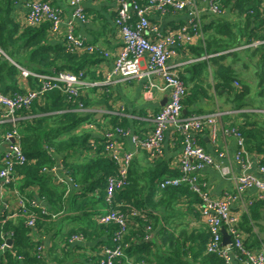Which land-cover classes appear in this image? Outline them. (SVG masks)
Here are the masks:
<instances>
[{"label": "trees", "instance_id": "trees-1", "mask_svg": "<svg viewBox=\"0 0 264 264\" xmlns=\"http://www.w3.org/2000/svg\"><path fill=\"white\" fill-rule=\"evenodd\" d=\"M138 1L146 3V0ZM220 1L222 10L232 5L245 15L249 24L255 22L247 40H238L236 34L232 33L233 24L222 13L202 21V33L196 44H181L178 50L187 45L197 56L212 55L209 60L214 67L216 89L226 101L232 103V109L243 110L233 116L231 121L227 119L230 123L225 127L239 129L245 136L247 149L257 153L259 161L264 163V112L246 111L264 109V98L261 99L264 93L258 94L257 102L250 96L246 81H241V86L235 87L236 70L225 61L230 49L264 39V19L257 20L260 11L255 5L261 0ZM6 10H0V46L16 63L40 73L55 71L81 74V78L86 81L103 78L102 74L91 69L98 62L96 53L72 51L66 42L52 45L48 43L49 33L52 32L48 22L37 26L23 25L15 22L10 11ZM207 61L201 60L192 67L205 66ZM180 76L186 86L183 100L186 115L199 112L190 109V106L198 100L204 87L200 81L190 83L184 71ZM22 79V71L9 58L2 56L1 91L10 96L25 92L27 88ZM26 82L32 89L41 86V81L32 76ZM108 88L86 87L78 95H69L58 89L49 90L28 108L19 111L22 118L16 125L0 123V137L14 129L19 131V143L27 156L26 162L15 166V179L6 185V191L10 192L12 201L17 200L14 194L16 190L28 199L25 207H0V264H61L64 260L54 248L44 245V238L59 234L58 230L54 232L57 226L55 217L61 211H75L71 217L78 221L61 234L64 249L74 243L72 239L75 236H81L85 242L100 249L102 245L112 243L110 239L117 226L101 223L99 217L105 211L92 208L109 206L107 181L109 176L117 174L118 165L106 150L104 134L95 137L91 131L80 130L86 122L93 123L95 129L102 126L103 117L96 118L85 109L106 100L110 94ZM80 104L83 109L79 108ZM127 126V118L114 116L105 132L117 127L128 131ZM175 134L174 141L182 147V137ZM60 153L64 156L63 173L77 187L76 192H72L69 197L65 195L67 179L57 182L52 171L56 155ZM151 159L149 164L141 166L133 158L127 184L114 194L113 208L128 215L129 230L124 237L128 247L125 254L133 253L136 261L145 264H226L218 253L208 251V226L196 234L191 227L187 230L185 223L166 225L169 216L176 213L178 201L186 199L189 211L196 216H202V201L188 184L160 188L159 181L168 174L180 175V168L172 169L170 161L162 155ZM32 201L37 202V205L32 206ZM133 212L136 215L131 216ZM31 217L35 220L34 226L28 225ZM178 225L184 227L182 233ZM238 227L243 233V244L247 249L264 248L263 200L256 199L241 213ZM152 230H156L158 241L151 239L149 232ZM9 239L12 243L3 248L2 245L7 244ZM39 246L42 250H38ZM98 257L99 254L87 258L89 260L81 264H88Z\"/></svg>", "mask_w": 264, "mask_h": 264}, {"label": "built area", "instance_id": "built-area-1", "mask_svg": "<svg viewBox=\"0 0 264 264\" xmlns=\"http://www.w3.org/2000/svg\"><path fill=\"white\" fill-rule=\"evenodd\" d=\"M87 1L89 0H70L72 19L67 22L66 43L72 51L94 52L93 47L85 44L84 40L76 36L73 31L75 20L87 19L82 8ZM205 1L211 14L218 15L223 12L220 0ZM115 2L117 6L115 21L122 35L123 45L115 58L113 68L101 80L86 81L81 78V74L55 71L40 73L26 69L11 60L0 46V59L2 56L9 58L22 71L24 85L27 88L25 92L12 96L4 94L0 89V123L10 122L16 125L22 118L19 111L28 108L34 100L49 90L58 89L69 95H78L81 89L86 87L110 86L134 78H145L148 87L162 89L168 96L162 109L153 118V129L143 138L133 137L135 146L146 150L151 158H157L164 153L166 134L170 128L183 140L179 158L180 175H165L159 181L160 188L188 184L200 196L201 214L210 232L207 243L209 252L218 253L226 264H235V262L264 264V248L251 250L244 246L243 233L238 227V216L233 212L234 203L250 190L256 191L257 199L264 201V163L258 159L257 172L250 170L249 150L243 133L233 127L219 128V120L223 114H234L239 110L216 111L211 114L183 113L186 86L176 70L177 65L170 63L181 44L194 43L202 33V22L195 9L196 0H146L145 4H141L138 0H115ZM27 6L28 12L24 20L26 25L37 26L48 22L51 33L61 31L64 23L62 9L42 0H32ZM169 9L175 12L188 10L189 19L187 24L179 29L163 33L151 23L150 14ZM147 31L153 32L155 36L150 37ZM253 43L258 44L260 40ZM29 76L41 81L40 88L28 87L26 79ZM155 78L161 80L162 86L154 81ZM79 108L83 109L81 104ZM99 112V114L105 113L102 110ZM89 125L93 127L92 124ZM207 127L213 142H217L220 131L235 138L236 150L232 156L226 151H219L215 158L199 144L197 134ZM126 135L128 131L119 127L104 133L106 150L117 163L118 171L117 174L108 177L106 188L109 207L100 215L99 221L103 224L113 223L117 227L110 239L112 243L102 245L99 257L88 264H122V260L126 257L125 250L128 244L124 243V237L129 230L128 215L113 208L115 191L127 184L129 167L134 158V152L125 150L118 139ZM20 136L17 129L3 136L8 142V151L0 164L2 197L5 196L6 185L15 179V166L27 161V156L19 143ZM11 138L15 141L11 142ZM225 160H228V163H225ZM234 163L239 168L237 174L233 167ZM209 166L218 169L223 176L233 178L235 191L225 192L222 198L214 197L207 184L200 180V173ZM54 170L55 168H52L53 172ZM14 194L17 197V206L25 207L28 199L17 190ZM30 204L37 205V202L32 201ZM4 207L12 206L6 200ZM134 215L136 212L131 213V216ZM28 225H35L33 217L28 221ZM223 228L231 237V242L227 245H223ZM82 239L81 236H75L72 240ZM6 246H8L6 243L2 245L3 248ZM38 250H42V247L39 246Z\"/></svg>", "mask_w": 264, "mask_h": 264}, {"label": "crops", "instance_id": "crops-1", "mask_svg": "<svg viewBox=\"0 0 264 264\" xmlns=\"http://www.w3.org/2000/svg\"><path fill=\"white\" fill-rule=\"evenodd\" d=\"M32 0H0V10L7 11L8 9L13 16L15 22L26 25L24 23L25 17L28 12V2ZM51 3L53 6L62 9L64 15V23L62 29L58 33H49L48 43L56 45L59 43L66 42L67 34V22L72 19V8L70 6V0H42ZM257 11H260V17L257 20L264 19V0L257 1L255 3ZM87 19L85 21L75 20L74 21V34L82 38L85 44L93 47L96 53L98 62L91 66V69L97 73L102 74L103 78L107 72L111 71L114 66L115 58L118 56L121 47L123 45V38L120 33L119 26L117 25L116 19V2L115 0H89L82 6ZM194 9V8H193ZM196 11L202 21H206L208 17H213L208 10L207 3L205 0H196ZM223 13V14H222ZM222 16H225L232 24V33L236 34L238 40L245 42L247 40L248 33L252 32L255 26L247 22L244 14L233 7H225L222 12ZM219 15V14H218ZM151 23L156 25L161 32L177 30L180 27L187 24L189 19L188 10L175 12L173 10H166L164 12H153L150 14ZM210 19V18H209ZM257 22V21H256ZM150 37H154V33L147 31ZM195 40L194 43L198 41ZM187 45L182 46L175 56L170 60L171 64H175L178 73L183 71L186 73V77L190 83L196 81L201 82V86L204 87L200 97L190 107L192 110H199V114H211L216 111H231L232 103L226 101L225 98L219 93L215 86V80L213 77L214 67L209 60L211 55L197 56ZM229 57L225 60L227 64L231 65L236 72H245L249 74L250 80H246L250 87V93L252 94H263L264 93V39H260V43L254 44L253 42L245 43L239 47L230 49ZM10 58V57H9ZM13 60L12 58H10ZM207 59V65L200 67H192L193 64L201 62V60ZM14 61V60H13ZM15 62V61H14ZM18 64V63H17ZM21 66V65H20ZM24 67V66H22ZM25 68V67H24ZM27 69V68H26ZM23 80V79H22ZM101 80V79H99ZM95 81V80H92ZM154 81L162 86V82L159 78H155ZM147 80L145 78H134L126 80L119 84L110 85L108 88L109 97L103 100L101 103H97L89 106L85 110H88L94 114L96 118H102V126L95 129V126L91 122L84 123L80 130H87L93 132L95 137L103 135L107 130L111 118L114 116L124 117L128 120V135L119 137L118 139L122 142L125 150L133 151L134 158L140 163L141 166H145L152 161L147 151L135 146L133 137L143 138L153 129V118L157 112H159L167 100V92L159 88H151L147 86ZM25 80H23V85ZM25 86V85H24ZM94 88V87H92ZM88 91V90H87ZM90 91V90H89ZM100 91V90H98ZM264 96V95H263ZM262 97L261 99H263ZM100 110L105 112L99 114ZM186 110V108H184ZM183 110V113H184ZM97 111V112H96ZM243 111V110H239ZM246 111H261L264 109H246ZM187 114V110L184 113ZM234 114H223L219 120V128H226L225 125L229 124L228 120H232ZM106 115L107 117H104ZM89 124H92L91 127ZM95 129V130H94ZM175 132L170 128L166 134L164 153L162 157L170 161L171 168L179 167V158L182 148L176 144ZM199 144L203 146L209 153L217 158L219 151H226L231 156L236 150V141L233 136L219 133L217 142H213L209 128H205L199 135H197ZM8 151V142L4 138L0 137V164L4 154ZM249 160L251 162V169L253 172H257L258 166V154L249 151ZM63 154L56 155V163L53 166L55 168V179L57 182L64 181L66 175L63 173ZM228 163V160H225ZM235 174L239 172V168L234 163L233 165ZM67 179V178H66ZM200 180L207 184L210 188L211 193L214 197L222 198L225 192L235 191V181L229 176H223L218 169L213 166L206 167L200 173ZM68 183L66 196L72 195V192H76V188L72 181L66 180ZM7 190V189H6ZM5 190V197L0 194V207L4 206L6 200L8 203L15 207L17 200L12 201L9 191ZM10 197V199H9ZM7 198V199H6ZM6 199V200H5ZM159 198H157L158 200ZM257 199V192L250 190L239 198L233 206V212L238 217L241 213L248 208L249 205ZM176 213L169 216L168 223H185V228L190 230V227L196 231H202L206 226L204 218L199 215H194L188 209L187 200H180L177 203ZM92 208L106 211L108 207L103 206L101 208ZM198 207V205H196ZM75 211L67 210L61 211L55 217L56 228L54 232L59 231V234L54 233L44 238V245L47 247H53L58 253L60 258L64 261L61 264H81L82 261L89 260L93 256L98 255L100 248L96 245L87 243L85 240H75L73 244L64 249V244L61 242V234L68 231L78 221L72 218ZM163 215V212L161 216ZM167 216V213H166ZM83 218V217H82ZM83 222V220H81ZM179 226V225H178ZM180 233L184 227L181 225L178 228ZM152 240L158 241L156 230L149 232ZM156 250V249H153ZM89 258V259H87ZM122 264H145L143 261H136L133 253H127L123 259ZM201 264V263H197ZM203 264V263H202ZM235 264H241L235 262Z\"/></svg>", "mask_w": 264, "mask_h": 264}, {"label": "rangeland", "instance_id": "rangeland-1", "mask_svg": "<svg viewBox=\"0 0 264 264\" xmlns=\"http://www.w3.org/2000/svg\"><path fill=\"white\" fill-rule=\"evenodd\" d=\"M236 75H237V79L235 80V82H234V86L235 87H240L241 85V81H246V80H250V78H249V74H247V73H245V72H236ZM237 82V83H236ZM250 96H252V97H254L255 99L257 98V94H251L250 93ZM257 100V102H259V100L258 99H256Z\"/></svg>", "mask_w": 264, "mask_h": 264}, {"label": "water", "instance_id": "water-1", "mask_svg": "<svg viewBox=\"0 0 264 264\" xmlns=\"http://www.w3.org/2000/svg\"><path fill=\"white\" fill-rule=\"evenodd\" d=\"M185 111L186 110H184V113H185ZM10 141L11 142H14L15 139L14 138H11ZM222 232H223V245H227L228 243L231 242V237H230V235L228 234V232L226 231L225 228H223ZM11 243H12V240L9 239L8 242H7V244H11Z\"/></svg>", "mask_w": 264, "mask_h": 264}]
</instances>
